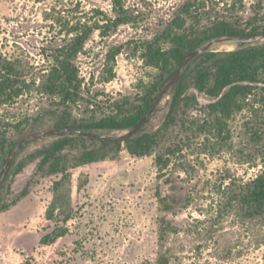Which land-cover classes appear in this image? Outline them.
I'll list each match as a JSON object with an SVG mask.
<instances>
[{
	"label": "rangeland",
	"instance_id": "obj_1",
	"mask_svg": "<svg viewBox=\"0 0 264 264\" xmlns=\"http://www.w3.org/2000/svg\"><path fill=\"white\" fill-rule=\"evenodd\" d=\"M187 1L126 0L137 21L120 26L107 37L96 32L77 60L90 91L85 96L100 100L136 94L139 83L155 72L144 64L136 45L162 30ZM78 2L81 11L101 8L112 12L111 2L106 0H0V54L28 59L37 71L48 68L45 55L64 38L51 27L48 13L54 7L70 13ZM255 8L264 13V0H245V7L236 12L248 19ZM259 41H264V35L227 37L213 40L195 53L232 50ZM116 45H123L117 56V75L104 82L106 55ZM173 86L162 91L141 126L146 123L148 129H156L162 124ZM191 91L197 94L199 106L189 111L188 118L203 123L208 119L204 106L215 99ZM50 106L46 96L26 94L12 104H0V121L17 122ZM251 116L249 107L235 113L229 120L227 138L199 133L195 126L174 128L168 143L181 144L179 155L188 163V173L168 172L159 178L154 155L134 157L126 150L116 159L74 170L71 184L76 213L68 222L70 233L48 246H42L40 239L54 228L46 218L53 178L36 176L37 162H33L6 179V166L0 173V206L6 208L0 214V264H24L26 258L33 264H158L159 221L163 218L175 227L165 241L171 264H264V219H247L238 207L218 215L217 207L226 185L232 180L237 185L249 182L263 168L262 143L250 138ZM47 128L28 138L43 139L30 143L24 155L50 140L47 137L52 132ZM132 131L96 136L123 139ZM168 177L172 182H167ZM25 190L28 194L15 202ZM158 193L170 196L172 210L162 209Z\"/></svg>",
	"mask_w": 264,
	"mask_h": 264
},
{
	"label": "trees",
	"instance_id": "obj_2",
	"mask_svg": "<svg viewBox=\"0 0 264 264\" xmlns=\"http://www.w3.org/2000/svg\"><path fill=\"white\" fill-rule=\"evenodd\" d=\"M106 1L112 4L111 13L101 8L81 11L79 2L70 13L55 7L48 13L47 19L52 20L56 34L64 35L62 43L45 55L50 61L48 68L37 71L28 59L0 54V104H12L32 93L51 101L50 107L24 115L17 122L0 121V173L14 154L6 179L33 162H37L36 176L53 178V197L46 218L54 228L41 237L40 244L51 245L70 233L68 222L76 213L71 184L74 170L116 159L126 150L134 157L154 155L159 178L166 177L168 172L188 173V163L179 155L181 144L168 143L171 131L195 126L199 133L227 138L229 120L247 107L252 115L248 122L250 138L254 143H262L263 168L249 182L237 185L232 180L226 185L217 201L218 215L238 207L247 219H264V41L232 50L203 51L186 61L191 53L213 40L263 36L264 13L255 8V14L245 19L236 12L245 7V0H188L162 30L135 47L144 64L155 70L152 77L141 81L134 95L99 100L85 96L88 88L77 60L93 34L99 32L101 37H107L120 26L138 19L126 0ZM122 50L123 45H116L107 53L104 82L116 77L117 56ZM179 71L167 114L158 128L148 129L145 123L124 139L96 136L137 127ZM192 89L215 99L204 106L208 119L203 123L188 118L189 111L199 106ZM75 108L80 109L76 112ZM45 128L52 132L47 137L50 140L24 155L30 143L43 139L28 138L44 132ZM166 180L172 182L170 177ZM27 194L25 190L15 202ZM158 197L164 211L172 210L170 196L158 193ZM5 210L0 206V214ZM173 229L166 218L159 221L158 264H171L172 255L165 249V241ZM24 264L33 263L26 258Z\"/></svg>",
	"mask_w": 264,
	"mask_h": 264
},
{
	"label": "water",
	"instance_id": "obj_3",
	"mask_svg": "<svg viewBox=\"0 0 264 264\" xmlns=\"http://www.w3.org/2000/svg\"><path fill=\"white\" fill-rule=\"evenodd\" d=\"M195 52H196V51H195ZM195 52H193V53H191V54H195V55H197L198 53H195ZM200 53H201V52H200ZM191 54H190V55H191ZM195 55H194V56H195ZM194 56H193V57H194ZM186 61H187V60H186ZM179 73H180V71L177 73V75L175 76L174 80H172L167 86H169L170 84H173V85H174V83L176 82V80H177V78H178V76H179ZM167 86H166V87H167ZM166 87H165V88H166ZM165 88H164V89H165ZM150 113H151V111L147 114V116H148ZM147 116H146V117H147ZM146 117H145V118H146ZM145 118H144V119H143V120L137 125V127H135V128L133 129V131H132L131 133H133L134 131H136V130L141 126V124L143 123V121L145 120ZM77 133L80 134V132H77ZM131 133H130V134H131ZM130 134H128V135H130ZM91 135L95 136V134H91ZM128 135H126L125 137H127ZM125 137H124V138H125ZM124 138H123V139H124ZM13 158H14V154H13V156L10 158L9 163H8V165H7V166H8V170H9V168H10V166H11V162H12Z\"/></svg>",
	"mask_w": 264,
	"mask_h": 264
}]
</instances>
